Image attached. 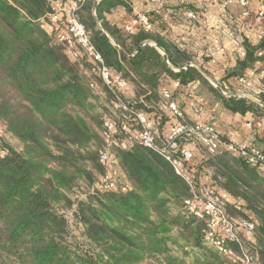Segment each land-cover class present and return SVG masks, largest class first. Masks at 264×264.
Masks as SVG:
<instances>
[{
  "label": "trees",
  "instance_id": "1",
  "mask_svg": "<svg viewBox=\"0 0 264 264\" xmlns=\"http://www.w3.org/2000/svg\"><path fill=\"white\" fill-rule=\"evenodd\" d=\"M95 2L86 0L80 22L104 65L135 84L132 100L123 90L108 88L85 59L73 60L57 32L39 27L51 11L47 0H0V264H239L236 242H226L236 261L207 242V219L188 214L184 206L192 198L191 187L154 150L138 142L126 149L114 146L119 174L116 188H107L99 152L105 146L104 121L121 122L116 105L160 117L159 131L166 136L165 126L171 131L181 121L160 109V76L174 75L181 84L203 77L193 68L173 74L172 68L181 70L191 57L152 30L137 27L126 35L128 22L110 25L104 15L107 5H124L125 0H101L94 12ZM244 48L232 73L238 78L264 61L257 55L264 40ZM222 92L217 91L218 97L232 112L252 107L264 112V92L254 102ZM102 95L115 106L114 117L102 106ZM183 117L185 123L199 122ZM5 135L21 148L3 144ZM124 138L119 133L117 143ZM219 140L229 142L222 136ZM186 144L192 143L184 142L180 149ZM195 149L188 150L193 159L183 171L192 175L195 189L223 190L235 200L219 193L233 220L254 224L252 236L242 230L240 237L255 263L264 264V164L251 165L239 153L226 151L205 160ZM201 166L212 168L209 184L197 173ZM82 186L90 191L84 200L73 201L71 194Z\"/></svg>",
  "mask_w": 264,
  "mask_h": 264
},
{
  "label": "crops",
  "instance_id": "2",
  "mask_svg": "<svg viewBox=\"0 0 264 264\" xmlns=\"http://www.w3.org/2000/svg\"><path fill=\"white\" fill-rule=\"evenodd\" d=\"M107 9L105 18L113 26L129 23L138 14L147 15L152 23L149 30L191 57V63L181 70L172 68L173 74L193 68L203 77V80L181 84L174 75L163 73L157 88L159 100L166 87L182 106L187 121L209 123L222 137L238 146L264 150V112L254 107L245 113L230 111L218 97L217 91L222 90L215 86H222L223 92L230 96L249 98L253 102L256 99L251 94L264 92V61L244 72L249 86L232 75L244 57L245 44L257 47L264 40V0H247L245 5L241 0H161L160 5L149 0H125L124 5H107ZM251 71H254L252 76ZM135 88L133 82L127 81L124 97L134 99ZM195 147L186 144L187 150H196ZM195 156L199 158L197 151ZM261 170L264 174V167ZM197 173L203 183H210L211 167L201 166ZM219 193L235 202L225 191L219 190Z\"/></svg>",
  "mask_w": 264,
  "mask_h": 264
},
{
  "label": "built area",
  "instance_id": "3",
  "mask_svg": "<svg viewBox=\"0 0 264 264\" xmlns=\"http://www.w3.org/2000/svg\"><path fill=\"white\" fill-rule=\"evenodd\" d=\"M51 11L39 20L41 29H50L57 32V40L65 46L67 54L73 60L85 59L93 67V72L113 92H121L125 81L119 74L112 73L104 63L101 54L93 46L88 32L80 22L79 11L86 0H47ZM152 3L161 4V0H149ZM247 0H241L245 5ZM137 27L145 30L151 28V21L147 15L138 14L124 25L126 35L132 34ZM258 57L264 56V48L257 53ZM254 71L250 72V76ZM242 83L249 86L248 78H239ZM227 95L225 92H222ZM257 101V100H256ZM121 122L106 119L103 124V138L105 146L99 152V161L106 169L107 188L115 189V178L118 176V166L113 154V147L129 148L133 142H138L146 148L152 149L170 162L176 174L181 176L189 184L192 190V198L184 202L188 214L197 218H206L208 230L206 240L219 252L230 259L235 260V254L227 247L226 242H236L241 250L239 264H256L252 253L243 248L240 237L243 230L246 236L253 234L254 224L249 221L237 222L231 218L225 207V202L212 188L200 186L195 189L192 175L183 171V165L193 159V153L187 149H180L182 143L194 144L201 151L202 157L207 160L211 154L222 151L239 153L251 165L262 166L264 154L257 148L238 146L233 142L220 143V134L209 123L198 122L189 124L184 122V115L178 103L173 99L169 90L163 89L160 93V109L165 108L171 116L180 120L166 135L159 131L160 117L150 116L143 111H134L124 104L118 103ZM133 126L137 128L133 129ZM124 132L125 138L117 143V135ZM1 135V130H0ZM203 149V151H202ZM127 186H122L125 190ZM236 261V260H235Z\"/></svg>",
  "mask_w": 264,
  "mask_h": 264
},
{
  "label": "rangeland",
  "instance_id": "4",
  "mask_svg": "<svg viewBox=\"0 0 264 264\" xmlns=\"http://www.w3.org/2000/svg\"><path fill=\"white\" fill-rule=\"evenodd\" d=\"M215 86L219 87L217 84H215ZM251 96L256 97V95H254V94L253 95L251 94ZM101 98L102 99H101L100 102H101V104H103L102 106H104V108L106 110L109 109V114H112V116L114 117L117 114L116 109L114 108L115 106L112 107L111 105H109V103H107V100H106V98L103 95H102ZM102 111H105V110H102ZM2 143L3 144L5 143L7 146H9V147H11L12 149H15V150H19L21 148V144L19 143V141H17L14 137L9 136V135H5L3 137ZM88 191H90V190H88V188H85V186H82L81 188H77L71 194V199L73 201L84 200L85 195H86V193ZM67 216H68V218H70L69 213H67ZM76 234L77 233H75L74 235H76Z\"/></svg>",
  "mask_w": 264,
  "mask_h": 264
},
{
  "label": "water",
  "instance_id": "5",
  "mask_svg": "<svg viewBox=\"0 0 264 264\" xmlns=\"http://www.w3.org/2000/svg\"><path fill=\"white\" fill-rule=\"evenodd\" d=\"M101 0H96V2L94 3V6H93V11L95 12V10H96V7H97V5H98V3L100 2ZM163 59H164V61L166 62V56H164L163 57ZM189 66H187V68H188ZM186 69V68H185Z\"/></svg>",
  "mask_w": 264,
  "mask_h": 264
}]
</instances>
